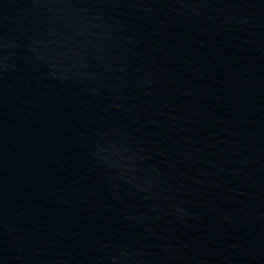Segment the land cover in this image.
Listing matches in <instances>:
<instances>
[{"label": "water", "instance_id": "obj_1", "mask_svg": "<svg viewBox=\"0 0 264 264\" xmlns=\"http://www.w3.org/2000/svg\"><path fill=\"white\" fill-rule=\"evenodd\" d=\"M0 264H264V0H0Z\"/></svg>", "mask_w": 264, "mask_h": 264}]
</instances>
